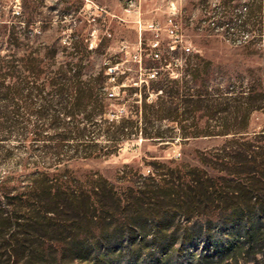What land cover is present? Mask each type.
<instances>
[{"label": "rangeland", "instance_id": "1", "mask_svg": "<svg viewBox=\"0 0 264 264\" xmlns=\"http://www.w3.org/2000/svg\"><path fill=\"white\" fill-rule=\"evenodd\" d=\"M172 6L184 36L175 50L164 30L157 36L147 28L151 22L164 25ZM156 40L161 59L154 58ZM13 46L19 56H36L51 65L41 82L59 68L73 66L81 73L77 87L94 84L99 90L83 100L79 91L63 94L70 103L66 114L61 94L44 109L43 98L53 93L45 89L32 106L22 103L19 116L25 126L45 124L39 140L24 139L23 130L9 140L0 133V179L18 178L7 183L11 191H26L28 176L44 169L70 177L71 183L61 189L91 196L77 204L80 215L66 202L63 207L69 210L64 212L7 220L8 227H0V264H97L73 250L84 242L104 249L108 240L100 242L102 232L118 224L134 226L137 219L150 226L158 214L174 216L170 233L177 237L186 226L204 227L207 216L201 210L190 220L172 203L150 199L148 192L159 188L149 177L158 179L159 174L168 181L176 178V186L196 176L209 177L216 185L214 197L240 190L245 199L258 200L255 208L261 210V215L251 211L250 223L242 218L239 227L228 231L216 228L220 210L212 207L207 211L216 218L210 221V239L199 235L181 250L176 243L175 252L164 258L167 262L169 257L170 264H191L201 257L209 264H264V0H0V55L10 54ZM183 46L191 52L185 53ZM196 68L204 70L199 79L189 72ZM199 94L205 100L198 107L182 102L185 96L197 100ZM51 120L59 122L57 129L47 127ZM105 120L131 122L117 147L104 136L96 145L88 137L61 138L77 122H98L97 128L87 126L91 139ZM101 148L111 153L84 157ZM58 157L67 162L60 169ZM223 176L228 183L217 180ZM97 191L106 198L99 201ZM260 216L261 234L249 245L246 229ZM129 234L137 237L133 246ZM140 239V230L118 233L112 241L114 255L102 264H153L151 258H161L151 235L145 245ZM231 242L239 247L227 249L223 258L214 256L216 243Z\"/></svg>", "mask_w": 264, "mask_h": 264}, {"label": "trees", "instance_id": "2", "mask_svg": "<svg viewBox=\"0 0 264 264\" xmlns=\"http://www.w3.org/2000/svg\"><path fill=\"white\" fill-rule=\"evenodd\" d=\"M17 51H19L18 47H16L15 50H12L10 54L0 55V116L2 117L0 118V133H7L4 136V140H6L12 137V135L16 131L23 130L27 132L28 136L24 139L30 138L33 141H37L42 136V131L44 130L45 124L31 123L25 126V124L19 117L20 111L23 108L22 103L24 101L25 103H29V105L32 106L34 104V99L37 98V95L42 97V93L45 92V89H50L53 93L49 95V97L43 98V101L47 103V107L45 106L44 109L48 110V107L51 106V104H48V102L53 101L55 97L54 95L61 94L62 96L70 90H75L79 91L81 94L79 100H83L87 97V93L88 97L92 98L93 93L97 89L99 90V88L94 84H91L89 87H77L75 85L77 80L76 78H79L81 73L74 71L73 66H70L68 68L63 66L54 72V76H52L51 78L49 77L45 81L41 82L43 79L42 76L48 73V70L51 68L49 66L51 65H44L43 61L36 56H19ZM191 71H193L192 73L195 78L199 79V76L203 74L204 70L202 71V69L196 68L194 70H189L190 73ZM203 85L207 84L203 82ZM99 86H101V81ZM198 91L201 92L200 90ZM202 96L203 95L199 94L197 100H190L192 98L185 96L182 102L188 106L196 103L198 107L202 105L205 100L204 96ZM61 99H64V102H62L63 110L66 114H69L70 112H67V109L70 103L63 96ZM80 103L81 101H78L77 104L74 105L73 109H77V107L80 106ZM106 105L107 104H102L100 108L105 109ZM105 113L106 111L104 110L103 114ZM103 123L106 124L105 127L100 126L98 128V132L91 136V139L89 136H87V126L91 124L90 126L97 128L99 126L98 122L95 123L87 121V123H84L83 126H81V124L77 122L72 125L71 130L67 129L62 134L61 138L63 140H68L70 137H73L77 140L84 141V138L88 137L89 140H92L96 145L98 137L104 136L106 140L114 142L115 146L117 147V145L122 143V141L125 139V137L119 138L121 136V132L124 133L125 131H129V129H132L131 122L127 120L120 122L116 120H105ZM46 125L49 128L53 127L54 129H57L60 124L56 120H51ZM72 134H75V137L72 136ZM110 153L111 152H106L104 148H101L97 150H91L90 153H86L84 157L98 158L101 155L105 156ZM55 161L57 162V169H60L61 165H67L66 160H64L62 157H58ZM35 170V172L28 176L29 186L27 190L22 193H14V191H11L6 187L8 182H15L18 178L0 179V219L5 221L0 224V227L2 229L8 227L9 222L7 223V220H10L12 218H16L19 220L28 218V221H30L33 218H43V216H49L50 214L64 212L69 209H73L77 215H80L82 212H79L80 208L77 206V204H83L85 203V201H88L90 199L91 196H85L82 192H69L61 189V187H64L67 184L71 183L70 177L67 176L64 178L44 169ZM165 175L166 174H159L158 179H155L153 176L149 177V180L155 181V185L159 188L156 189V191L148 192L151 194L150 199L153 201L158 199L159 202L164 204L168 202L172 203L174 206H176V208L180 209V211L184 213L185 217L190 220L193 219L195 215H198L197 212L201 210L203 214L200 213V215L207 216V222L206 224H204V227L197 228L196 225H198V223H195L190 228L186 226L183 229V234L177 237L175 233H170V230L172 228L171 225L174 223V216L158 214L156 218L152 220V224H150V226L152 227L151 229L149 228V224H147L149 223V221L145 220L144 222H142L140 221V219L136 220L135 218L137 217H134V220H136V224L134 226L126 223L122 225L118 224L117 228L112 229L113 231L107 230L101 233L103 239H99L101 240L100 242L103 243V241L108 240L106 245H104V249L99 247L97 248L95 246H92L91 243L86 244V242H84L86 246H84V244L80 247H76L73 250L75 251L74 253L84 252L86 257L85 259H89V257H92L97 261V264H102L106 259L110 260V258H112V255H114L116 243H113L112 241L116 240L113 239H115L118 233H123L127 228H130L131 232L140 230L141 246L142 244H144V240L147 237L151 235V237L153 238L152 245L155 247L157 246L160 249L159 253H161V258H151L152 256H150L153 264H161L162 261V264H170L171 260L169 259V257L168 262L167 258H164L167 257V252H175L174 249L176 243L179 244L181 250L182 246H184L188 242L190 243L192 239L197 238L199 235L205 236L206 242L210 239V233L213 230L210 226V221H212L211 219L215 217L207 211L212 207L213 209L215 208L220 210L218 219L216 220V228H219L221 230L225 228H227L228 231L229 229L235 230L237 227H239V223L242 221V218H246L248 220L247 223H250L251 220L249 219L252 218L249 216V214H251V211H254V214L256 211V214L261 215V210H257L255 208L258 204V200L254 201L253 198L245 199L244 196L246 194L242 193V191L240 190H224L223 186H221V190L224 191L214 197V193H217V191H215L216 185L209 177L203 178L201 176H196L194 178H189L188 180H186L187 183H178V185L176 186V178L175 180L168 181ZM177 180L180 181V178H177ZM217 180L224 183L229 182L227 179H225L224 176L220 177L219 179L217 178ZM157 182L158 184H156ZM233 191H238V193L236 194L237 196L234 195ZM230 193L232 194L231 196ZM94 194L99 198V201L106 198V195H104L102 192L97 191L94 192ZM107 195L109 196V194ZM3 201L6 205L5 208L1 207ZM66 202H68L67 207L69 209H64L63 207ZM87 206L90 207L89 204H87ZM83 212V214H87L89 210L85 209L83 210ZM260 219L261 216L259 217V220L256 224H254L253 226H248V228L246 229V234L249 239V245H253L255 243L254 241L256 240L255 237H258L261 234ZM146 227H148L150 230ZM127 239L130 242L129 245L133 246L134 244H136L137 237L135 235L129 234V236H127ZM214 246L216 250L214 256L222 258L224 257L227 249L230 250L232 248L239 247V245H234L232 242L230 246H225L224 244L218 243H216ZM162 257L164 260H162ZM191 264H209V260L207 258L200 257L197 261L191 262Z\"/></svg>", "mask_w": 264, "mask_h": 264}, {"label": "built area", "instance_id": "3", "mask_svg": "<svg viewBox=\"0 0 264 264\" xmlns=\"http://www.w3.org/2000/svg\"><path fill=\"white\" fill-rule=\"evenodd\" d=\"M177 12L176 8L172 6L171 12L168 15L164 25H162L160 22H151L147 25V28L153 31L154 33L160 35L161 31H165L166 34L170 37V39L174 42V45L171 46L172 50L177 49L179 44H182L184 42V36L182 34V30L180 27L179 22L177 21ZM142 30V27L140 28ZM159 40H156V42L153 44L154 47V58L155 59H161L160 51H159ZM185 49V53H190L191 48L183 46Z\"/></svg>", "mask_w": 264, "mask_h": 264}]
</instances>
